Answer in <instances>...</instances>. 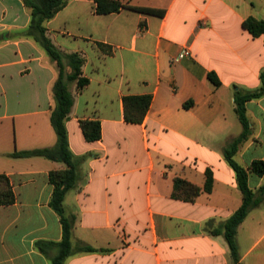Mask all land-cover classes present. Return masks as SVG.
Returning a JSON list of instances; mask_svg holds the SVG:
<instances>
[{"label": "crops", "instance_id": "obj_1", "mask_svg": "<svg viewBox=\"0 0 264 264\" xmlns=\"http://www.w3.org/2000/svg\"><path fill=\"white\" fill-rule=\"evenodd\" d=\"M121 1L164 13L121 8L99 14L94 0H67L45 22L61 50L84 56L89 79L81 89L68 82L75 96L66 122L70 149L75 158H87L78 163L77 185L63 205L66 216H76L74 249L97 250H76L64 264H234L225 223L243 194L224 151L243 131L236 92L262 85L264 35L254 37L243 21L264 20V0ZM30 22L23 0H0V174L10 178L16 195L13 204L0 205V264H52L63 236L50 204V172L65 165L11 156L57 141L50 114L59 67L26 34ZM186 48L191 55L178 59ZM71 72L66 64V76ZM144 94L153 97L144 121L127 122L123 97ZM246 114L251 134L235 158L258 191L264 174L250 167L264 161V96L247 101ZM85 119L101 121V139L86 140ZM207 169L214 177L211 192L195 201L172 196L176 177L204 186ZM262 198L238 227L241 264H264ZM41 241L56 244L44 253Z\"/></svg>", "mask_w": 264, "mask_h": 264}, {"label": "trees", "instance_id": "obj_2", "mask_svg": "<svg viewBox=\"0 0 264 264\" xmlns=\"http://www.w3.org/2000/svg\"><path fill=\"white\" fill-rule=\"evenodd\" d=\"M94 1L96 3V12L99 14L118 12L121 8H130L152 14L164 13L160 9L132 6L121 0ZM23 2L31 9V22L26 30V34L34 37L46 50L48 55L57 62L59 67V76L54 84L56 105L50 114V120L56 132L57 141L53 146L16 150L11 153V156L17 158L44 157L65 165L64 168L50 172V181L54 185L50 204L60 216L63 228L62 240L57 244L59 246V252L52 258V264H64L65 260L76 250L79 252H92L97 250L90 245H82L74 249L71 238L76 216H66L63 205L67 192L77 185L79 176L78 163L87 158L86 156L75 158L70 149L66 122L71 117L75 96L70 90L68 82L76 81L77 88L81 89L89 83V79L83 75L82 67L85 62L84 56L78 52L68 53L61 50L50 38L48 28L45 26V22L52 19L58 11L66 6L67 0H23ZM243 26L254 37L264 35V20L262 19L251 16L243 21ZM97 45L104 52L108 54L112 53V47L110 45L102 42H97ZM66 64L72 69V72L67 76L65 74ZM208 78L216 86L220 85V80L215 72H209ZM260 78L262 82L260 88L256 90L240 89L235 94L236 112L243 125V131L224 151L226 160L236 172L238 185L243 194V201L240 207L225 223V238L228 242L234 264H241L237 244L238 227L245 220L249 212L263 201L262 194L264 193V186L260 187L258 191L252 190L248 183V169L235 158L240 145L251 134L250 122L246 114V102L264 96V69L260 73ZM152 99L151 94L125 95L123 97L125 120L129 123H142L150 109ZM80 124L86 140L96 141L102 138V125L100 120L85 119L81 120ZM250 170L260 176L263 175L264 161L254 160ZM213 183V172L210 169L206 170L204 186H199L184 178L176 177L174 179L172 196L184 201H195L203 192H211ZM15 201L16 195L12 188L10 178L6 174H0V205L13 204ZM53 244L56 243L41 241L39 242V248L44 253H47V247Z\"/></svg>", "mask_w": 264, "mask_h": 264}, {"label": "built area", "instance_id": "obj_3", "mask_svg": "<svg viewBox=\"0 0 264 264\" xmlns=\"http://www.w3.org/2000/svg\"><path fill=\"white\" fill-rule=\"evenodd\" d=\"M191 52L189 48L184 49L178 56V59L184 58L186 56H190Z\"/></svg>", "mask_w": 264, "mask_h": 264}, {"label": "rangeland", "instance_id": "obj_4", "mask_svg": "<svg viewBox=\"0 0 264 264\" xmlns=\"http://www.w3.org/2000/svg\"><path fill=\"white\" fill-rule=\"evenodd\" d=\"M165 188H166V186H165Z\"/></svg>", "mask_w": 264, "mask_h": 264}]
</instances>
